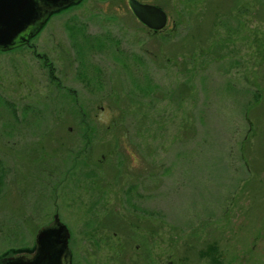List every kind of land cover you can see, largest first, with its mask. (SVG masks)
<instances>
[{
	"label": "rangeland",
	"instance_id": "1",
	"mask_svg": "<svg viewBox=\"0 0 264 264\" xmlns=\"http://www.w3.org/2000/svg\"><path fill=\"white\" fill-rule=\"evenodd\" d=\"M139 1L0 52V258L58 212L73 264H264V0Z\"/></svg>",
	"mask_w": 264,
	"mask_h": 264
},
{
	"label": "water",
	"instance_id": "2",
	"mask_svg": "<svg viewBox=\"0 0 264 264\" xmlns=\"http://www.w3.org/2000/svg\"><path fill=\"white\" fill-rule=\"evenodd\" d=\"M82 0H0V52L25 45L46 25L52 15ZM133 15L152 30H161L167 14L159 6L129 0ZM35 235L32 250L3 255L0 264H71L70 232L58 213Z\"/></svg>",
	"mask_w": 264,
	"mask_h": 264
},
{
	"label": "trees",
	"instance_id": "3",
	"mask_svg": "<svg viewBox=\"0 0 264 264\" xmlns=\"http://www.w3.org/2000/svg\"><path fill=\"white\" fill-rule=\"evenodd\" d=\"M44 28V27H43ZM42 28V29H43ZM157 32V31H156ZM96 39H97V41H99L98 40V37H96ZM98 44H100V43H98ZM36 56L38 57V58H40V60L42 61V65L47 69V71H48V76H49V79L51 80V82H55V84H58V79H57V77H56V75H55V73H54V67H53V64H52V62L51 61H49V59L46 57V56H44L43 54H40V53H36ZM140 86V85H139ZM144 87H146V86H144ZM144 87H139L140 88V90L141 91H143L144 93H147V91H149V89H147V87H146V89L144 88ZM145 89V90H144ZM13 109H14V105H12V104H9ZM89 131H90V129L88 128V127H86V132L87 133H89ZM88 140V139H87ZM83 148H85V146L83 147ZM82 148V149H83ZM2 173V172H1ZM0 177H1V175H0ZM0 183H1V181H0ZM209 251H214L215 250V247L214 246H209ZM14 252H17V251H15V250H13ZM13 252V253H14ZM7 254H9V253H7Z\"/></svg>",
	"mask_w": 264,
	"mask_h": 264
},
{
	"label": "clouds",
	"instance_id": "4",
	"mask_svg": "<svg viewBox=\"0 0 264 264\" xmlns=\"http://www.w3.org/2000/svg\"><path fill=\"white\" fill-rule=\"evenodd\" d=\"M111 113L105 110L104 112L100 113L98 116V120L100 123L108 124L110 122Z\"/></svg>",
	"mask_w": 264,
	"mask_h": 264
},
{
	"label": "flooded vegetation",
	"instance_id": "5",
	"mask_svg": "<svg viewBox=\"0 0 264 264\" xmlns=\"http://www.w3.org/2000/svg\"><path fill=\"white\" fill-rule=\"evenodd\" d=\"M71 250V248H69ZM73 259H74V251L72 252L71 250V264H73Z\"/></svg>",
	"mask_w": 264,
	"mask_h": 264
}]
</instances>
